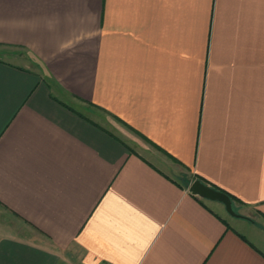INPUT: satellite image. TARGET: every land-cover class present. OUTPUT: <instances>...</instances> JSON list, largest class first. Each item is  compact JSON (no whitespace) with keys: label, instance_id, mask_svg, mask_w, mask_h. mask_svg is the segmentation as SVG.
<instances>
[{"label":"crops","instance_id":"crops-1","mask_svg":"<svg viewBox=\"0 0 264 264\" xmlns=\"http://www.w3.org/2000/svg\"><path fill=\"white\" fill-rule=\"evenodd\" d=\"M0 264H264V0H0Z\"/></svg>","mask_w":264,"mask_h":264},{"label":"water","instance_id":"water-1","mask_svg":"<svg viewBox=\"0 0 264 264\" xmlns=\"http://www.w3.org/2000/svg\"><path fill=\"white\" fill-rule=\"evenodd\" d=\"M191 193L198 195L203 198L219 201L225 205L226 211L233 216H238L239 214L235 211L233 207V200L224 191L209 185L200 179H196L190 186Z\"/></svg>","mask_w":264,"mask_h":264},{"label":"rangeland","instance_id":"rangeland-1","mask_svg":"<svg viewBox=\"0 0 264 264\" xmlns=\"http://www.w3.org/2000/svg\"><path fill=\"white\" fill-rule=\"evenodd\" d=\"M237 205H234V209L236 210V211H238V208L236 207ZM224 211V214H226V215H228V212H226V210H223Z\"/></svg>","mask_w":264,"mask_h":264},{"label":"trees","instance_id":"trees-1","mask_svg":"<svg viewBox=\"0 0 264 264\" xmlns=\"http://www.w3.org/2000/svg\"><path fill=\"white\" fill-rule=\"evenodd\" d=\"M201 180V179H200ZM202 181V180H201ZM214 187V186H213ZM216 188V187H215ZM218 189V188H217ZM227 193V192H226ZM230 197H231V199L234 201V198H233V196L231 195V194H229V193H227Z\"/></svg>","mask_w":264,"mask_h":264}]
</instances>
